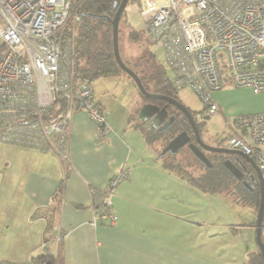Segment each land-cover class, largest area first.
<instances>
[{"label":"crops","instance_id":"obj_1","mask_svg":"<svg viewBox=\"0 0 264 264\" xmlns=\"http://www.w3.org/2000/svg\"><path fill=\"white\" fill-rule=\"evenodd\" d=\"M213 96L223 114L264 110V92L224 86ZM94 99L110 110V103ZM124 114L116 120L107 114L111 130L98 136L95 124L76 107L67 161L52 151L0 141V260L24 262L48 253L54 264H244L258 249L251 217L222 225L232 237L246 229L248 240L239 252L230 240L196 249L198 229L200 239L211 238L212 224L216 229L225 217L216 215L196 227L192 199H185L189 182L163 167L154 141L145 138L132 112L127 120ZM121 168L126 177L108 197L116 215L108 224L94 211L93 190L105 188Z\"/></svg>","mask_w":264,"mask_h":264},{"label":"built area","instance_id":"obj_2","mask_svg":"<svg viewBox=\"0 0 264 264\" xmlns=\"http://www.w3.org/2000/svg\"><path fill=\"white\" fill-rule=\"evenodd\" d=\"M144 34L160 47L172 82L187 86L219 113L213 92L221 87L264 92V0H139ZM72 0H0V141L68 160L69 122L80 107L98 136L111 130L92 85L75 76L73 33H64ZM227 146L253 157L264 178V110L227 121ZM126 177L121 168L105 188L93 190L95 213L108 224L116 215L109 195ZM0 264H30L0 260Z\"/></svg>","mask_w":264,"mask_h":264},{"label":"rangeland","instance_id":"obj_3","mask_svg":"<svg viewBox=\"0 0 264 264\" xmlns=\"http://www.w3.org/2000/svg\"><path fill=\"white\" fill-rule=\"evenodd\" d=\"M147 7L145 4H141L139 0H128L120 22H119V31H118V47L121 58L127 62V64L133 68L138 74L141 75H149L152 72L153 65L148 58V54L146 53L149 49L154 51L155 59L157 62L163 65L166 76L172 77L174 75L173 71L165 64L163 58V52L160 47H154L146 38L144 34V20L141 15V9ZM71 18V17H70ZM69 18V19H70ZM72 22V20H68ZM65 25V27L68 25ZM129 25L134 30L140 32V37L137 40H131L128 38V28ZM64 27V29H65ZM90 84L92 85L95 95V98L101 97L105 103H110V110L106 108L107 114H110V118L116 120L122 113H125L123 116V120H127L130 113L132 112V119L134 121H138V109H140L136 102L142 103L143 99L140 97L138 89L136 85L133 83L131 78L125 72H119L117 74L111 75H101L96 79L90 80ZM233 89H239L243 87H232ZM102 89V90H100ZM105 91V92H104ZM110 91V92H106ZM177 97L180 99L184 105L191 109L196 114L201 116V110L203 109V104L200 101L199 97L187 86L181 87L177 90ZM107 98V99H105ZM136 106H133V104ZM132 104V106H131ZM129 108H132L130 111ZM128 110V111H127ZM220 112V111H219ZM247 113L245 111L235 112L226 114L217 113L205 118H202L203 125L202 126V137L211 145H227V139L224 137L227 133L230 132L229 127L227 126V121L231 120L233 116ZM116 115V118L114 117ZM109 116V115H108ZM202 117V116H201ZM158 153L161 151L162 147L165 145V141L163 138H157L154 142ZM241 151V150H240ZM157 153V154H158ZM247 154V153H246ZM176 159L174 162L177 163L176 160L180 161L183 164H189L188 169L192 172L193 175H198L203 171V165L198 161H193V154L186 148L180 149L176 154H174ZM209 155V154H207ZM249 155V154H247ZM250 156V155H249ZM252 157V156H250ZM163 162V158H161ZM167 160V158H165ZM253 159V157H252ZM254 160V159H253ZM255 162V160H254ZM256 163V162H255ZM257 165V163H256ZM251 166V165H250ZM164 167V166H163ZM259 168V167H258ZM264 179V178H263ZM183 180V179H182ZM186 180L184 179V182ZM188 183V181H186ZM182 184V183H181ZM192 184L188 183V187L185 189V199L191 200L189 202V210L192 211L194 215V223L196 227L199 225V222L202 220H211L216 215H221L225 217V220L222 219L219 221V226L215 229L213 228V224L209 231L212 236L211 238L200 239L202 236L196 233V240L199 239L201 241L200 246H196V249H213L224 245L225 240H230L233 245H238V249L235 253L242 250L243 243H246L248 240V235L246 229H241V232L235 234L234 237L230 236L227 231L222 230L225 227L222 225L225 223H234L240 224L242 221H246L247 218L252 219L255 223L256 221V212L253 207L249 205H244L237 203L234 201L228 194H225L221 191L208 192L203 194L200 188H197L193 185V187H189ZM182 185L179 187V193L181 196ZM194 188V189H193ZM198 190V191H197ZM201 195V196H200ZM219 219V216L216 217V220ZM213 222V220H212ZM240 226V225H239ZM206 230L202 229V232ZM224 232L226 234H224ZM252 239L257 245L256 240V230H253ZM198 235V237H197ZM258 246V245H257ZM238 255H241L238 253ZM237 261L240 260L239 256H236ZM239 264H242L239 262Z\"/></svg>","mask_w":264,"mask_h":264},{"label":"trees","instance_id":"obj_4","mask_svg":"<svg viewBox=\"0 0 264 264\" xmlns=\"http://www.w3.org/2000/svg\"><path fill=\"white\" fill-rule=\"evenodd\" d=\"M119 2L120 0H72V6L75 7V11L79 17L77 20H75L73 16L69 19L72 20V22L68 21L64 33H73L72 63L77 78L86 80L90 83V80L96 79L101 75H111L123 72L114 60L112 49L111 18L114 16L116 5H118ZM128 29L127 36L129 39L137 40L141 38L140 32L131 28L130 25ZM146 53L153 65L152 72L149 75L143 76L138 74L127 64V62L123 59L122 60L128 67L136 72L143 86L148 91L166 94L178 99V89L172 82L173 77L166 76L163 65L156 61L155 53L153 51L149 49ZM227 86L234 87L232 85ZM139 95L143 100L148 99L140 92ZM95 102L98 106L104 108V106L96 100ZM144 135L148 141H155L160 137L159 134L148 129H145ZM164 141L167 142L166 139ZM207 156L212 162V166L210 168L204 166L203 171L198 175L192 174L188 169L189 164H183L178 160H176L177 163L174 162L176 159L174 154L167 152L163 154L161 158H163V166L168 171L179 175L181 178L197 188H200L202 191H221L228 194L234 201L240 204L250 205L257 211L260 197L258 180L256 178L250 180L249 184L252 191L248 190L239 180H236L222 164V160L227 157V155L213 152ZM165 158H167V160ZM192 160L198 162L194 155ZM244 163L246 166L245 178H247L248 174L254 173V171L250 164L246 161ZM261 239L264 241V217ZM45 260H50L51 263L54 264V257L52 254L48 253H41L34 256L29 259L28 262L30 264H43ZM244 264H264L259 249L250 253Z\"/></svg>","mask_w":264,"mask_h":264},{"label":"water","instance_id":"obj_5","mask_svg":"<svg viewBox=\"0 0 264 264\" xmlns=\"http://www.w3.org/2000/svg\"><path fill=\"white\" fill-rule=\"evenodd\" d=\"M127 2L128 0H120L119 4L116 5V11L114 13V16L111 18L112 49H113L114 60L116 61L120 69L133 80L137 89L144 97L148 99H153V98L164 99L167 102L176 106L179 110H181L189 119L196 140V142L189 141V135L187 134V132L184 130L180 131L165 143L161 151L157 154V157H161L163 154L167 152L170 154H176L185 144H187V148L190 150V152L206 168H210L212 166V162L208 158L207 154H205L203 149L216 153L225 154L227 156H231L232 158L225 157L222 160V164L232 174V176L236 180H239L241 184L248 190L252 191L249 181L256 178L260 186V194H259L260 197L256 212L255 230H256V240H257L258 249L264 262V241H262L261 239V230H262V223L264 217V179L261 170L258 168L252 157H250L249 155H247L246 153L240 150L223 145H210L202 141L199 131L194 122V119L192 117V114L190 113L186 105H184L181 101H179L178 99L172 96L158 92L148 91L143 86L136 72H134L130 67H128L123 62L118 47V26H119L120 17L123 13V10ZM158 110H164V108L163 107L159 108L157 105H155L152 102H144L140 106L137 118L139 120L144 118L150 121L156 119V123H160L161 117L158 115ZM172 121H173V116H170L168 118V121L166 122V125H164L161 129L170 125ZM245 161L251 165L254 171V173L248 174L247 178H245V169H246L244 163ZM43 264H52V263L50 260H45Z\"/></svg>","mask_w":264,"mask_h":264},{"label":"flooded vegetation","instance_id":"obj_6","mask_svg":"<svg viewBox=\"0 0 264 264\" xmlns=\"http://www.w3.org/2000/svg\"><path fill=\"white\" fill-rule=\"evenodd\" d=\"M177 99V98H176ZM179 100V99H178ZM181 101V100H179ZM144 102H152L155 105H157L159 108H164V110H158V115L161 117V122L160 123H156V119L150 121L148 119H140L138 120V122L145 128L148 130H153L155 133L159 134L161 138H163V140L166 139V141L168 139H170L171 137H173L175 134H177L180 131H186L187 134L189 135V141L192 142H196L195 140V135L193 133L191 124L189 119L187 118V116L181 111L179 110L176 106H174L173 104L167 102L164 99H146L143 100L142 103ZM182 102V101H181ZM141 103V105H142ZM183 103V102H182ZM184 104V103H183ZM140 105V106H141ZM173 106V107H171ZM187 107V106H186ZM140 108V107H139ZM188 108V107H187ZM190 113L192 114V117L194 119V122L196 124V127L199 131L201 140L204 141L205 143L209 144L204 137H202V126L203 122H202V118L203 117H199V114L194 113L193 111H191L190 108H188ZM139 110V109H138ZM170 116H173V121L170 125L166 126L165 128L161 129L164 125H166V122L168 121V118ZM211 145V144H210ZM186 147L187 148V144H185L182 148ZM181 148V149H182ZM188 149V148H187ZM189 150V149H188ZM190 151V150H189ZM203 151L205 152V154H210L213 153L212 151L209 150H205L203 149Z\"/></svg>","mask_w":264,"mask_h":264},{"label":"clouds","instance_id":"obj_7","mask_svg":"<svg viewBox=\"0 0 264 264\" xmlns=\"http://www.w3.org/2000/svg\"><path fill=\"white\" fill-rule=\"evenodd\" d=\"M147 38V37H146ZM153 51V50H152ZM154 52V51H153ZM202 116V115H201ZM204 117V116H203ZM205 118V117H204ZM225 138H226V136H225ZM223 146H227V145H223Z\"/></svg>","mask_w":264,"mask_h":264}]
</instances>
